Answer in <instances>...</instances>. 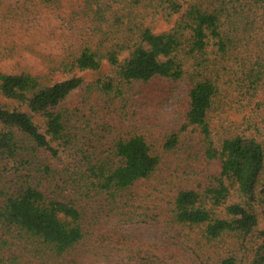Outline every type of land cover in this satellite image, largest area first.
<instances>
[{
	"label": "trees",
	"instance_id": "1",
	"mask_svg": "<svg viewBox=\"0 0 264 264\" xmlns=\"http://www.w3.org/2000/svg\"><path fill=\"white\" fill-rule=\"evenodd\" d=\"M263 220L264 0H0V264H264Z\"/></svg>",
	"mask_w": 264,
	"mask_h": 264
},
{
	"label": "rangeland",
	"instance_id": "2",
	"mask_svg": "<svg viewBox=\"0 0 264 264\" xmlns=\"http://www.w3.org/2000/svg\"><path fill=\"white\" fill-rule=\"evenodd\" d=\"M169 27L170 26H168V25H163L162 29L166 30ZM109 70H110V66L106 64L103 67L101 74L108 73ZM80 76H86L87 77V82H86L85 86L90 81H92L94 78L93 73H82V74H80ZM75 94H77V92H75ZM182 96H183V93H182ZM165 107H166L165 108V116H167L166 120H167V122H171L177 116L178 108H177L176 104H174V103L166 105ZM52 147L54 149L58 150V155L56 157H51L52 163L56 169H62L69 162L72 161V156L70 155V153L67 150H65L64 148L58 147L55 143H52ZM214 170L219 171V169L216 166H214ZM261 229H264V220L261 223ZM126 230L129 232H132V233H138V234H141V235H144L147 237H151L153 239H156L159 237L158 231L155 230L154 228H152L151 226L136 225V226L128 227Z\"/></svg>",
	"mask_w": 264,
	"mask_h": 264
}]
</instances>
